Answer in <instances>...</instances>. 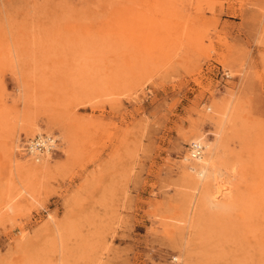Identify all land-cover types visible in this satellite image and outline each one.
<instances>
[{
    "label": "rangeland",
    "instance_id": "1",
    "mask_svg": "<svg viewBox=\"0 0 264 264\" xmlns=\"http://www.w3.org/2000/svg\"><path fill=\"white\" fill-rule=\"evenodd\" d=\"M0 264H264V0H0Z\"/></svg>",
    "mask_w": 264,
    "mask_h": 264
},
{
    "label": "bare ground",
    "instance_id": "2",
    "mask_svg": "<svg viewBox=\"0 0 264 264\" xmlns=\"http://www.w3.org/2000/svg\"><path fill=\"white\" fill-rule=\"evenodd\" d=\"M50 135H52V134L38 133L29 139L35 140L36 137H39L44 145H48L49 139L52 140ZM191 142L195 143L197 145L199 144L203 148L201 149L200 155H198V156H192V154H196V150H192V151L188 150L190 158L193 159L194 161L190 160L188 158L192 162H190V163L186 162V164L189 166H190V164H192L193 168L197 169V178L195 180L193 179V184L197 189L203 190V192L205 193L206 192L205 188H206L207 182L211 181V180L217 181L218 175H217V171H216V165L212 161V155H213L215 147L211 142L202 140L201 137H197V140H192ZM56 144H57V139H56V142H54L53 149H55ZM48 147L49 146H47V149L43 153L37 152L36 150L33 149V147L32 148L28 147L27 153L32 155L34 157V159H37L38 162L45 161L47 159V157L45 158L44 156H46L48 153L51 152V149H48ZM36 164H35V166H37ZM229 188H230V185L226 181L222 182L221 184L215 186V191L212 192L210 194V196L213 197V199H214L217 196L219 197V195H225L226 191ZM211 202L214 203L212 198H211Z\"/></svg>",
    "mask_w": 264,
    "mask_h": 264
},
{
    "label": "built area",
    "instance_id": "3",
    "mask_svg": "<svg viewBox=\"0 0 264 264\" xmlns=\"http://www.w3.org/2000/svg\"><path fill=\"white\" fill-rule=\"evenodd\" d=\"M50 136H51L52 140L49 139L48 145H44L42 143L41 139L39 137H36L35 140H29L28 141L27 147H31V148L33 147V149L39 153L45 152V150L47 149V146H49L48 149L53 150V146H54V142H56V138L52 135H50ZM202 148L203 147H201L199 144L197 145V144L191 142L190 147H189V151L196 150V154H192V156H198V155H200Z\"/></svg>",
    "mask_w": 264,
    "mask_h": 264
}]
</instances>
